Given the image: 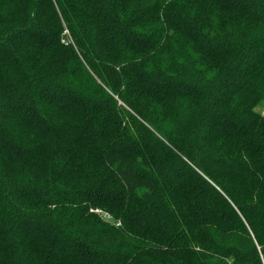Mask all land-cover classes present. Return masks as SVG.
<instances>
[{"label": "trees", "instance_id": "1", "mask_svg": "<svg viewBox=\"0 0 264 264\" xmlns=\"http://www.w3.org/2000/svg\"><path fill=\"white\" fill-rule=\"evenodd\" d=\"M259 106L264 0H0V264H264Z\"/></svg>", "mask_w": 264, "mask_h": 264}, {"label": "built area", "instance_id": "2", "mask_svg": "<svg viewBox=\"0 0 264 264\" xmlns=\"http://www.w3.org/2000/svg\"><path fill=\"white\" fill-rule=\"evenodd\" d=\"M94 212L100 213L101 211L99 209H94ZM103 217L107 219L110 218L108 213H103Z\"/></svg>", "mask_w": 264, "mask_h": 264}, {"label": "rangeland", "instance_id": "3", "mask_svg": "<svg viewBox=\"0 0 264 264\" xmlns=\"http://www.w3.org/2000/svg\"><path fill=\"white\" fill-rule=\"evenodd\" d=\"M257 110L258 111H260V113L262 114V115H264V106H259L258 108H257ZM134 131V130H133ZM135 132V131H134ZM140 132H141V130H140ZM142 132H143V130H142Z\"/></svg>", "mask_w": 264, "mask_h": 264}]
</instances>
